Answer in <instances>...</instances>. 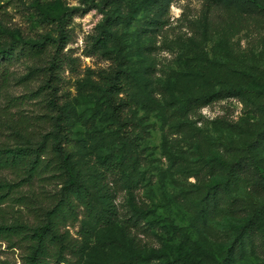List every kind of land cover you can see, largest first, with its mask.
Listing matches in <instances>:
<instances>
[{"label": "rangeland", "instance_id": "rangeland-1", "mask_svg": "<svg viewBox=\"0 0 264 264\" xmlns=\"http://www.w3.org/2000/svg\"><path fill=\"white\" fill-rule=\"evenodd\" d=\"M156 3L0 0V49L58 38L61 28L69 37L60 49L59 74V103L72 116L69 148L81 162L91 159L103 172L118 218L88 241L80 234L82 217L67 229L90 244L88 260L97 264L136 256L149 257V264H162L167 257L190 264H264V224L256 241L246 238L241 248L234 244L253 207L264 205V186L256 188L264 184V138L259 135L264 111L250 96L220 100L185 117L173 115L171 104L204 89L209 69L237 84L249 80L245 75L264 82V10L173 0L163 14H156L160 22L155 23ZM59 13L65 15L63 25L55 19ZM107 20L110 48L121 51L123 67L137 76L134 89L140 102L125 110L124 124L110 114L103 95L104 76L114 61L94 45ZM55 49L49 46L43 58L15 55L1 63L0 143L15 146L14 129L36 139L51 130L44 115L57 112L50 111L41 88L48 77L42 69ZM148 68L151 78L145 75ZM95 82L97 98L91 87ZM94 111L97 120L88 124ZM121 151L126 162L117 168L113 161ZM240 157L249 159L251 169L238 173L216 215L199 217L206 192L228 176V166L218 159ZM128 171L135 175L134 184L126 181ZM0 178L18 184L0 210V223L36 225L62 188L57 179L23 182L11 171ZM15 245L0 238V261L23 264L27 247Z\"/></svg>", "mask_w": 264, "mask_h": 264}, {"label": "trees", "instance_id": "trees-1", "mask_svg": "<svg viewBox=\"0 0 264 264\" xmlns=\"http://www.w3.org/2000/svg\"><path fill=\"white\" fill-rule=\"evenodd\" d=\"M156 1V5L153 6L155 13L151 22L158 23L160 21L156 14H163L173 0ZM207 1L214 5H236L247 12L264 10V0ZM55 19L63 25L65 15L59 13ZM110 26L111 22L107 20L96 37L94 45L102 46L103 53L114 61L111 70L104 76L107 84L103 95L110 114L124 124L125 110L133 108L140 102L134 89L137 76L132 69L123 67L126 59L121 51L110 48L109 39L106 36V34L111 35ZM64 32V29L61 28L58 38L51 37L45 41L36 42L26 41L22 45L11 43L0 49L1 65L3 61L12 60L15 55L43 58L48 53L49 46L56 48L48 67L42 69L48 74V77L41 90L46 91L50 111L57 112L44 115L45 122L50 123L51 130L43 134L40 139H36L27 131L14 129L15 146L6 142L0 143V173L3 171L14 172L23 182H29L35 178H48L57 179L62 184L56 203L45 209L43 218L36 225H28L22 221L11 224L0 223V238L14 246L23 244L27 247L28 251L23 264H97L96 259L95 261L88 260L91 246L88 242L83 241L94 238L98 228L113 225L118 218V210L112 202L114 193L105 189L103 185V172H97V168L91 164V159L81 162L75 152L69 148L70 142L73 141L69 137V129L73 126L71 111L67 112L59 103V81L61 79L59 74L62 66L60 49L69 38ZM150 69L145 70V75L149 78L152 76ZM245 77L249 79L246 83L237 84L224 75H218L215 69H209L204 89L185 98L172 101V114L185 117L199 112L214 102L236 96L254 97L253 104H258L264 111V82L252 75H245ZM91 87L94 97L97 98V82ZM94 107L97 108V99ZM96 120L97 111H94L86 119L88 124H92ZM36 123L39 125V122ZM12 126L10 125V127ZM259 135L264 138V129L259 132ZM86 141V139L78 140L79 143ZM255 143L260 144L259 139ZM121 152L118 159L113 161L117 168L126 162V155ZM218 160L228 166V176L226 181L214 184L206 192L197 212L201 218H210L216 215L226 199V191L229 186L237 184L238 173L248 172L251 169L249 159L246 157L234 158L231 161L223 158ZM126 181L129 185L137 182L133 172L128 171ZM16 186H18L16 182L0 178V210L14 194ZM261 186L264 184L257 183L256 188ZM80 217H82L80 230L81 237H83L82 242L73 237L67 229L68 223L80 221ZM263 224L264 205L253 207L251 215L244 226L240 228L239 235L235 240L236 248H241L245 244L246 238L256 241ZM141 261L143 262L141 263ZM148 261L149 257L140 259L139 256H136L123 260H110L102 264H149ZM0 264L14 263L1 260ZM162 264L190 263L184 259L172 260L167 257Z\"/></svg>", "mask_w": 264, "mask_h": 264}]
</instances>
